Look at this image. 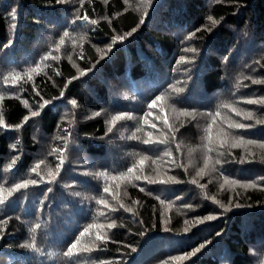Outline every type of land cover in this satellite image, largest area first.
<instances>
[{
  "label": "trees",
  "instance_id": "obj_1",
  "mask_svg": "<svg viewBox=\"0 0 264 264\" xmlns=\"http://www.w3.org/2000/svg\"><path fill=\"white\" fill-rule=\"evenodd\" d=\"M249 100L264 0H0V264H264Z\"/></svg>",
  "mask_w": 264,
  "mask_h": 264
},
{
  "label": "snow or ice",
  "instance_id": "obj_2",
  "mask_svg": "<svg viewBox=\"0 0 264 264\" xmlns=\"http://www.w3.org/2000/svg\"><path fill=\"white\" fill-rule=\"evenodd\" d=\"M148 2L149 3H151L152 2V0H148ZM79 18V17H78ZM84 20H87V16H85L84 17ZM92 23H95V21H92ZM141 23H143V21H141ZM133 31H135V29H133ZM65 36H67L68 35V33H65L64 34ZM129 35H131V33H129ZM118 39H123V37H118ZM190 50V49H189ZM85 73H83V72H81V76H83ZM259 81H254V83H258ZM162 99V97L161 96H156V98L155 99H153L152 101H151V103L148 105V107L149 108H152V107H154L155 105H156V103H157V101H159V100H161ZM50 101H45V105L47 104V103H49ZM257 102H259V103H264V100H261V101H256V100H249V101H247V103H257ZM73 104H75L76 103V101H73L72 102ZM39 113L38 112H32V116H36V115H38ZM97 115H99V113H97ZM248 118H251L250 116L248 117ZM116 119L117 120H119L120 119V117L118 116V117H116ZM165 124H167V121H165ZM153 127H155V125H153ZM237 127H245V125H237ZM109 131H111V129H109ZM177 131H178V129H177ZM145 143H149L150 141H144ZM167 141H159V143H166ZM250 143H252L251 141H250ZM262 147H264V145H261ZM61 163H62V161H61ZM217 163H219V161H217ZM129 171H131V169H129ZM137 179H139V177H137ZM31 183L32 184H36L37 183V181L36 180H32L31 181ZM28 187V183L27 182H25L24 184H17L16 185V188L17 189H20V188H27ZM142 191H143V189H141ZM48 191L50 192L51 191V189H48ZM105 191H108V189H105ZM4 203V201L2 200V199H0V204H3ZM236 207H240V205L239 204H237L236 205ZM226 211L228 210V209H225ZM216 217H214V216H208L207 217V219L208 220H213V219H215ZM85 231H87V229H85ZM83 234V233H82ZM98 240H102L103 238L101 237V236H99V235H97V237H96ZM76 247V244H73L69 249H68V253H71L72 252V249L73 248H75ZM202 247H204V245H201V248ZM201 248H197L196 250H195V252H199L200 250H201ZM193 254H195V253H193Z\"/></svg>",
  "mask_w": 264,
  "mask_h": 264
},
{
  "label": "rangeland",
  "instance_id": "obj_3",
  "mask_svg": "<svg viewBox=\"0 0 264 264\" xmlns=\"http://www.w3.org/2000/svg\"><path fill=\"white\" fill-rule=\"evenodd\" d=\"M189 164L192 168H195L197 171H201L203 169V166H201L200 164H198V162H194V161H190L189 160ZM203 187H208L207 185H202Z\"/></svg>",
  "mask_w": 264,
  "mask_h": 264
}]
</instances>
